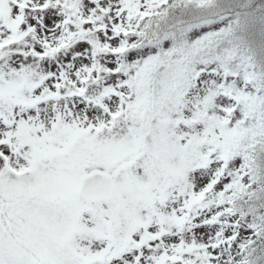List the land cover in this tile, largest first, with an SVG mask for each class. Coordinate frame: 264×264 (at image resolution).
<instances>
[{"label": "snow or ice", "instance_id": "obj_1", "mask_svg": "<svg viewBox=\"0 0 264 264\" xmlns=\"http://www.w3.org/2000/svg\"><path fill=\"white\" fill-rule=\"evenodd\" d=\"M0 264H264V0H0Z\"/></svg>", "mask_w": 264, "mask_h": 264}]
</instances>
